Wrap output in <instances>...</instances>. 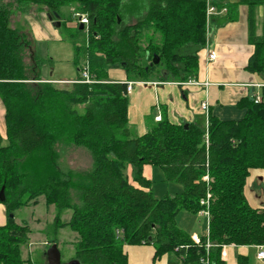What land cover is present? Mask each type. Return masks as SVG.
Here are the masks:
<instances>
[{
    "label": "trees",
    "instance_id": "1",
    "mask_svg": "<svg viewBox=\"0 0 264 264\" xmlns=\"http://www.w3.org/2000/svg\"><path fill=\"white\" fill-rule=\"evenodd\" d=\"M13 1L61 17L63 6L75 4L89 18V29L86 43L74 45L79 76L60 86L43 80L48 61L37 52L32 33L11 24L9 5L0 4V99L7 134L6 141L0 134V191L4 186L6 195L0 203L7 211L0 225V264H34L21 251L32 228L16 221V211L41 197L56 208L55 231L78 234L74 259L82 264H128L125 246L141 244L153 245L155 257L175 253L169 264H223L224 245H264V207L251 206L245 194L252 170L264 169V102L248 95L240 101L244 117L211 115L207 127L174 123L165 112L138 136L129 126L128 81L108 78L110 68L124 69L129 81L195 77L208 38L206 0H149L144 14L126 24L125 0ZM250 38L255 51L247 69L264 76V36L255 34L252 12ZM87 60L96 82H77ZM64 145L86 149L92 167L64 171ZM145 165L161 167L181 191L155 197ZM204 209L208 237L196 242L177 215ZM66 211L68 221L62 218Z\"/></svg>",
    "mask_w": 264,
    "mask_h": 264
},
{
    "label": "crops",
    "instance_id": "2",
    "mask_svg": "<svg viewBox=\"0 0 264 264\" xmlns=\"http://www.w3.org/2000/svg\"><path fill=\"white\" fill-rule=\"evenodd\" d=\"M220 7L225 6L226 12L211 17L208 24V38L206 46L199 52V68L193 79L197 84H181L182 81H160L154 79L149 82L160 81L159 84L138 83L129 94V126L135 135L145 134L150 125L161 120L166 112L169 119L178 124L193 123L207 127L209 116L214 115L224 120H238L244 117L246 108L240 101L248 95H260L264 102V76L250 72L248 61L255 51L250 38V13L254 14L255 34L264 36V4L250 6L242 0H214ZM136 21L133 18L131 22ZM215 51L216 59L210 60L209 53ZM47 64L43 67V80L56 83H71L77 77H51ZM108 78L115 82H127V73L122 68H110ZM142 82V81H141ZM207 101L208 110L202 109V103ZM6 109L0 99V134L6 141ZM144 166V175H148V168ZM264 169H254L247 180L245 194L253 207H264L263 189ZM181 191V189L179 190ZM177 191V192H179ZM176 193V192H175ZM261 201L263 205H259ZM205 215L209 221V216ZM7 221L6 206L0 203V225ZM185 230V229H184ZM198 240L208 237V222L205 229L187 231ZM208 241V239H207ZM197 242V241H196ZM153 247L150 248V247ZM147 251V264H168L169 253L155 257V247ZM138 245H126L125 252L128 264H133L131 250ZM142 251L143 248H138ZM259 245H224L221 249L223 264H264V260L257 257ZM175 254V253H174ZM176 260V255L172 256ZM170 258V259H171ZM173 260V261H174Z\"/></svg>",
    "mask_w": 264,
    "mask_h": 264
},
{
    "label": "rangeland",
    "instance_id": "3",
    "mask_svg": "<svg viewBox=\"0 0 264 264\" xmlns=\"http://www.w3.org/2000/svg\"><path fill=\"white\" fill-rule=\"evenodd\" d=\"M0 4H8L11 14V24L20 29L30 31L35 40L37 52L46 59L47 66L50 68V73H54L51 77H78L79 71L74 64L76 52L74 45H83L87 41L86 31H77L76 23L78 17H74L76 13H80L77 5L69 4L63 6V16L60 18V26L54 25L56 18L49 19L48 13L39 6L26 4L19 6L13 0H0ZM149 0H125L123 6V21L124 24L131 22L133 18H140L144 14V9L148 7ZM23 8V9H22ZM50 14V13H49ZM74 14V16H73ZM53 15V14H51ZM72 18L73 20H69ZM142 45H147V39L142 41ZM60 86L66 83H59ZM60 165L64 171L68 170H87L92 167V157L90 153L82 148L75 146H61ZM128 174L131 175L132 167H128ZM148 175L152 178V191L155 197L162 198L167 194H174L182 189L177 183L166 179L163 169L159 166H150ZM260 188L263 189L264 183H260ZM250 205L252 202L248 201ZM262 202L259 201V205ZM56 208L54 205L47 206L45 198L41 197L37 205H28L20 207L16 211V221L20 224L28 223L32 228L30 240L27 244L21 247L23 257L31 260L34 264H46V251L52 245L54 238L58 240V245L62 253L64 262L74 259L75 245L79 240L77 233L69 228H62L57 233L55 231ZM70 211H66L62 218L68 221ZM208 219L205 215L193 214L187 210H182L177 215L178 225L186 231H197L201 233L207 226ZM143 248H133L131 250L133 264H147V251L152 250L150 244L138 245ZM151 246V247H150ZM152 249H150V248ZM169 259L173 261L169 253ZM171 258V259H170ZM150 262V261H149ZM157 261L154 262L156 264ZM169 264V263H168Z\"/></svg>",
    "mask_w": 264,
    "mask_h": 264
},
{
    "label": "built area",
    "instance_id": "4",
    "mask_svg": "<svg viewBox=\"0 0 264 264\" xmlns=\"http://www.w3.org/2000/svg\"><path fill=\"white\" fill-rule=\"evenodd\" d=\"M207 2V9H206V15H207V26L211 20V17L216 15V14H219V13H222V12H226L227 11V8L225 6H222L220 7L214 0H206ZM76 17H78V20H77V23L76 25L79 26L80 23H83L84 24V29L86 30V32L88 31L89 29V18L86 16V15H83V14H80V13H76L75 14ZM208 28V27H207ZM217 57V54L215 51H211L209 53V59L210 60H214L216 59ZM81 79L80 80H77V82H80V83H93V82H96L95 80V77L90 73V70H89V61L87 60L83 66V70L81 72ZM138 83H151V84H159L160 81H154V82H149V81H128L127 83V92L128 94H130L134 88L135 85H137ZM181 84H197V82L193 79H188L187 81H183V82H180ZM255 100L256 102H260L262 101L260 95H255ZM202 109L207 111L208 110V103L207 101H204L202 103ZM202 204L204 205H208V200H202L201 201ZM201 213L203 214H206L207 216H209V213H208V210L207 209H204L201 211ZM195 241L199 242L200 240H198L196 238V236L194 237ZM207 247H211V243L209 241H207ZM257 257L258 259L260 260H264V245H260L259 246V249H258V252H257ZM205 264H209L208 260L205 261Z\"/></svg>",
    "mask_w": 264,
    "mask_h": 264
},
{
    "label": "water",
    "instance_id": "5",
    "mask_svg": "<svg viewBox=\"0 0 264 264\" xmlns=\"http://www.w3.org/2000/svg\"><path fill=\"white\" fill-rule=\"evenodd\" d=\"M48 16H49V19L52 21H54L53 17L56 18V21H54V25L60 26L61 16L58 13H54L53 15L48 13ZM79 28L81 30L84 29V24L80 23ZM159 61H160L159 56L154 55L153 60H152V64H157ZM5 199H6L5 187L3 186L1 191H0V200L4 201ZM46 258H47L46 264H82L81 261L79 259H76V258L64 262L62 260L61 250L59 248L58 243H56V242L52 243V245L47 249Z\"/></svg>",
    "mask_w": 264,
    "mask_h": 264
}]
</instances>
